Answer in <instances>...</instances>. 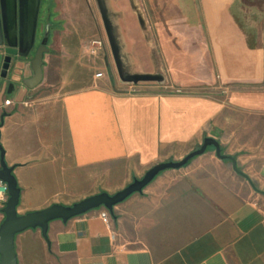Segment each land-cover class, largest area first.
<instances>
[{"label":"crops","instance_id":"1","mask_svg":"<svg viewBox=\"0 0 264 264\" xmlns=\"http://www.w3.org/2000/svg\"><path fill=\"white\" fill-rule=\"evenodd\" d=\"M47 1L58 66L43 60L24 89L19 58L13 91L0 86L19 214L115 193L206 136L224 157L211 146L160 171L106 222L99 207L49 221L47 238L18 232L17 264H264V0ZM85 33L103 39L97 55Z\"/></svg>","mask_w":264,"mask_h":264},{"label":"water","instance_id":"2","mask_svg":"<svg viewBox=\"0 0 264 264\" xmlns=\"http://www.w3.org/2000/svg\"><path fill=\"white\" fill-rule=\"evenodd\" d=\"M40 0H0V45L5 46L1 75L4 76L9 66L10 55L20 57L27 56L34 45L38 22ZM50 26L47 23L43 37L30 60L32 75L22 80L24 89L35 87L42 79L43 54L47 52ZM14 89L13 83L6 85V93ZM0 105L2 103L0 102ZM5 112L0 114V127L3 124ZM212 146L218 157H224L221 153L217 139L206 136L196 149L187 153L177 161H162L151 166L142 177L134 178L132 182L116 191L108 193L102 191L82 198L71 205L53 203L39 210L19 214L17 205L20 189L13 173V166L8 165L4 159V148L0 143V180L5 182L8 188V199L1 208L3 219L0 223V264H17L14 248L15 235L27 228L39 227L42 235L47 238V227L53 219H67L83 214L91 209L103 207L113 214V207L123 201L134 192H140L160 171L167 168H179L191 158L203 153L207 147ZM233 161V159H232ZM234 163V162H233ZM236 169V166L234 164ZM245 177H247L244 174Z\"/></svg>","mask_w":264,"mask_h":264},{"label":"rangeland","instance_id":"3","mask_svg":"<svg viewBox=\"0 0 264 264\" xmlns=\"http://www.w3.org/2000/svg\"><path fill=\"white\" fill-rule=\"evenodd\" d=\"M50 1H54V0H50ZM47 0H41L40 1V6H39V14H38V16H39V19H38V22H40V25H39V28L37 29L40 33V35L42 34V27H43V19H44V14H45V10H46V6H47ZM56 2V4H54L56 7H58L57 6V3L60 5V2H61V0H56L55 1ZM54 6V7H55ZM53 7V8H54ZM53 11V10H52ZM51 20H52V18H51ZM38 34V33H37ZM38 34V35H39ZM61 34L63 35V33H61V32H58V31H55V30H53L52 31V33H51V41L49 42V45L48 46H51V48H50V51L48 52V53H46V54H43V60L45 61V60H47V61H49V58L51 57L52 58V61H51V64H52V69H54L55 67H57L58 65L57 64H54L55 62H56V60H54V58L58 55V51H57V49L55 48V43H56V40H60V38H62L61 37ZM87 35V37L88 36H93V37H100V35L99 34H96V33H85V36ZM92 37V38H93ZM38 39V38H37ZM36 39V40H37ZM91 39V38H90ZM89 39V40H90ZM88 40V41H89ZM103 40V39H102ZM87 41V42H88ZM86 42V43H87ZM36 43H37V41H36ZM86 43H85V45H86ZM103 43H104V41H103ZM39 45H37V46H35V50L33 49V50H31L30 51V53L27 55V56H24V57H19V56H17V57H12L13 56V54L12 55H10V61H9V66L7 67V69H6V73H5V75L4 76H2L1 75V70H2V66H1V69H0V86H1V82H3L4 84H8L9 83V81H12V83H13V85L15 86L16 84H15V81L14 80H12L11 79V73L13 72V68L15 67V63H16V61L17 60H19V58H22L23 59V61H24V63H25V66H26V72L25 73H23V74H26V76L25 75H22L20 78H21V84L20 85H22V80H23V78H26L29 74H30V76L32 75V70H31V67H30V60H31V58L33 57V55H34V52L36 51V49H37V47H38ZM47 46V45H46ZM103 46H104V44H103ZM102 49H103V47H102ZM84 51V50H83ZM85 52V51H84ZM86 53V52H85ZM42 70H43V65H42ZM98 71V70H97ZM97 71H95V72H97ZM100 71V70H99ZM94 72V71H93ZM94 72V73H95ZM29 77V76H28ZM42 81H40L36 86H38L40 83H41ZM16 83H18V82H16ZM35 86V87H36ZM34 88V87H33ZM32 89V88H31ZM183 90V89H182ZM184 90H188V89H184ZM227 90V89H226ZM197 91L198 92H201V93H203L204 95H207V96H214V97H218L217 96V93L219 94V93H221V91L220 90H217V89H210V88H207V87H201L199 90L197 89ZM220 91V92H219ZM216 93V94H215ZM222 94H224L225 95V92L224 93H222ZM209 147H211V146H209ZM6 162V161H5ZM110 194H112V193H110Z\"/></svg>","mask_w":264,"mask_h":264},{"label":"built area","instance_id":"4","mask_svg":"<svg viewBox=\"0 0 264 264\" xmlns=\"http://www.w3.org/2000/svg\"><path fill=\"white\" fill-rule=\"evenodd\" d=\"M103 40L100 37H93L91 38L85 45L84 51L90 55H97L98 51L102 49L103 47ZM103 75L102 71H97L94 73L95 78H100ZM134 90V89H132ZM176 92H186L187 90H182L179 88L174 89ZM11 102L10 99H5L4 104H9ZM8 199V188L5 182L0 180V210L5 205V202ZM100 218L103 221H108L109 219V211L106 208H103V210L99 213Z\"/></svg>","mask_w":264,"mask_h":264},{"label":"flooded vegetation","instance_id":"5","mask_svg":"<svg viewBox=\"0 0 264 264\" xmlns=\"http://www.w3.org/2000/svg\"><path fill=\"white\" fill-rule=\"evenodd\" d=\"M47 15H48V13H46V15L44 16V19H43V27H42V34L40 35L39 33V31H37V28H36V36H35V42H34V45H33V47L31 48V50H35V46H37V45H39V43H40V41H41V39H42V37H43V34H44V28H45V25L48 23L49 24V26H51L50 25V21H49V15H48V17H47ZM38 19H39V17H38ZM39 35H38V34ZM38 38V39H37ZM37 39V40H36ZM36 41H37V43H36ZM30 50V51H31ZM30 53V52H29ZM12 57H17L16 55H13ZM12 83V81H9V83Z\"/></svg>","mask_w":264,"mask_h":264},{"label":"trees","instance_id":"6","mask_svg":"<svg viewBox=\"0 0 264 264\" xmlns=\"http://www.w3.org/2000/svg\"><path fill=\"white\" fill-rule=\"evenodd\" d=\"M112 215L114 216V213Z\"/></svg>","mask_w":264,"mask_h":264}]
</instances>
